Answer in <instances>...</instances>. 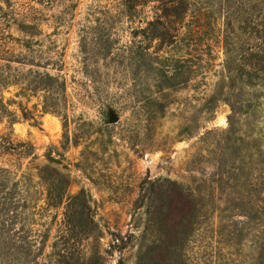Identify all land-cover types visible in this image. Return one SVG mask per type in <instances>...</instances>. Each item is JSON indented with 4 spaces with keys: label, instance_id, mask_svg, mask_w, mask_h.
<instances>
[{
    "label": "rangeland",
    "instance_id": "obj_1",
    "mask_svg": "<svg viewBox=\"0 0 264 264\" xmlns=\"http://www.w3.org/2000/svg\"><path fill=\"white\" fill-rule=\"evenodd\" d=\"M257 1L193 0L186 23L202 29L208 48L202 60L173 55L196 74L155 100L156 64L144 54L155 30L149 23L156 4L137 6L130 16L121 0H0V69L9 66L5 71L12 75L32 69L66 82L60 116L41 113L37 98H13L16 87L3 92L5 100H21L33 120L22 119L17 105L7 107L14 122L0 120V138L18 152H0V219L17 216L14 228L30 242L47 235L46 261L55 245L69 264H136L139 248L147 244L145 207L135 209L140 187L158 179L190 186L211 177L224 158L226 175H239L237 184L229 180L223 187L221 198L240 205L236 216L225 218L236 223L240 239L225 233L219 240L218 215L204 217L183 259L174 255L162 264H260L264 176L256 149L264 151V90L252 86L242 96L237 90L246 51L257 44L262 13ZM158 44L150 43L148 52ZM31 60L41 67L30 66ZM221 79L224 101L204 112L202 99ZM247 99L249 116L231 119L236 135L227 140L230 104ZM109 109L117 124L106 125ZM245 137L250 144L237 141ZM26 145L32 147L29 155L19 153ZM48 158L66 167L60 170L68 176L66 185L49 175L47 182L37 178L35 168L48 165ZM28 174L29 180L22 178ZM50 198L61 204L49 207Z\"/></svg>",
    "mask_w": 264,
    "mask_h": 264
},
{
    "label": "trees",
    "instance_id": "obj_2",
    "mask_svg": "<svg viewBox=\"0 0 264 264\" xmlns=\"http://www.w3.org/2000/svg\"><path fill=\"white\" fill-rule=\"evenodd\" d=\"M148 3L156 4V16L149 23L150 26H154L155 30L149 37L147 36L148 46L154 41H158L159 44L153 53L148 52L150 48L147 46L144 57L156 64L154 87L156 94L160 95L155 99L158 100L163 96L165 90H175L187 84L190 79L189 73L196 74V69L194 72L192 70L188 72V67L184 66L186 63L184 58L175 59L173 55L186 54L190 56L194 54L199 57V60H202L204 50L206 47L208 48V45L206 40L201 37L202 29L197 24L188 25L189 23H186L193 0H121L122 6L130 16L136 11L137 6ZM257 4L262 8L260 21L257 24V44L252 48L249 47V50L246 51L243 60L245 69L242 70V76H239L240 88L237 90L240 92L238 96H242L243 89L252 86L264 90V0H258ZM142 34L144 36L145 31ZM222 47L226 50L225 37L222 39ZM158 51L164 52L166 55L169 53L168 57L156 56ZM14 62L23 65L19 59ZM29 65L41 67V62L31 60ZM195 66L198 68L200 64H195ZM5 68L10 69L9 66ZM5 68L0 69V120L8 118L9 122H14L16 119L15 114L7 109L10 105H17L18 110L21 111L22 119L33 120L32 113L22 107L21 100H5L3 92L10 86L17 89L13 98L26 99L27 102L31 98H37L41 105V113L60 116L63 107L61 98H65L66 95V82L64 80L58 76L40 73L32 69L26 72L15 71V74L12 75L10 72H6ZM224 88V81L221 79L216 84L214 91L202 99L201 110L212 113L217 104L224 101ZM249 102L250 99H247L230 104V116L228 118L230 127L227 132V140L236 135L231 119L240 115L246 119L249 116ZM64 118H66L65 115ZM246 139L248 138H240L237 141L242 142V145L250 144ZM26 146V152L19 153L29 155L32 147ZM0 152L13 153L17 152V148L16 145L1 137ZM256 161L259 175L264 176V151L261 150L260 146L256 149ZM48 162L49 164L42 169L35 168L37 178L44 182L54 179V181L58 180L61 185H66L68 176L60 171L66 167L61 165L60 160L53 158H48ZM52 164L61 168L54 167ZM225 169L224 158H221L216 172L211 177L201 178L190 186H183L168 179H158L154 182H145L144 185L147 186L142 185L140 187V196L137 199L135 209L145 207L143 214L146 216V222L142 238L147 244L139 248L136 264H162L164 260L174 255L182 260L186 251L185 245L188 244L189 238L198 237L202 232L203 223L200 219L204 217L210 219L215 214L218 215L219 221L217 226L219 232L216 230L217 238L222 240L226 233V236L232 241L240 239L236 223L234 221L230 222L231 224L225 222V218L236 216L235 213L240 209V205L237 202L225 203L221 198L223 187L229 180H232L234 185L237 184L239 175L227 176ZM47 175L50 179L47 178ZM22 178L29 180L31 175L28 174ZM77 198L75 197V200ZM60 204V198L57 200L50 198L47 205L56 208ZM16 220L17 216L15 215H5V219H0V264H69L66 261L65 253L55 245L52 246V253L48 257L51 259L46 261L44 249L47 235L38 236L39 242H30L23 232H17L14 228ZM258 250L260 264H264V247ZM92 254H96V248L93 249ZM118 264L122 263L119 262Z\"/></svg>",
    "mask_w": 264,
    "mask_h": 264
},
{
    "label": "water",
    "instance_id": "obj_3",
    "mask_svg": "<svg viewBox=\"0 0 264 264\" xmlns=\"http://www.w3.org/2000/svg\"><path fill=\"white\" fill-rule=\"evenodd\" d=\"M107 113H108V118H107V121H106V125L117 124L118 121H119V118L116 115V113L114 111L110 110V109L107 111Z\"/></svg>",
    "mask_w": 264,
    "mask_h": 264
}]
</instances>
